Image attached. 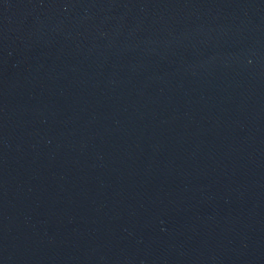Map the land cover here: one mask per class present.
I'll return each mask as SVG.
<instances>
[{
    "label": "water",
    "instance_id": "1",
    "mask_svg": "<svg viewBox=\"0 0 264 264\" xmlns=\"http://www.w3.org/2000/svg\"><path fill=\"white\" fill-rule=\"evenodd\" d=\"M0 264H264V0H0Z\"/></svg>",
    "mask_w": 264,
    "mask_h": 264
}]
</instances>
